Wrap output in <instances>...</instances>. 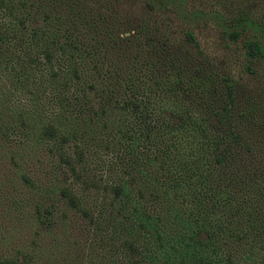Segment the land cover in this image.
Here are the masks:
<instances>
[{
	"label": "trees",
	"instance_id": "1",
	"mask_svg": "<svg viewBox=\"0 0 264 264\" xmlns=\"http://www.w3.org/2000/svg\"><path fill=\"white\" fill-rule=\"evenodd\" d=\"M231 59L264 61V0H0V264H264V86Z\"/></svg>",
	"mask_w": 264,
	"mask_h": 264
},
{
	"label": "rangeland",
	"instance_id": "2",
	"mask_svg": "<svg viewBox=\"0 0 264 264\" xmlns=\"http://www.w3.org/2000/svg\"><path fill=\"white\" fill-rule=\"evenodd\" d=\"M203 3V2H201ZM194 35L198 40L201 48L203 51L218 65L225 67L226 56L225 52L227 51L226 48L223 47V43L219 38V33L217 30L214 29L210 22L206 24L200 23L196 25L194 28ZM231 70L232 72L237 75L241 74L242 76V83L244 86L247 87H256L262 89L261 87L264 86V61L258 64H253V68L256 69L254 75L245 73L241 70V67L231 59Z\"/></svg>",
	"mask_w": 264,
	"mask_h": 264
}]
</instances>
